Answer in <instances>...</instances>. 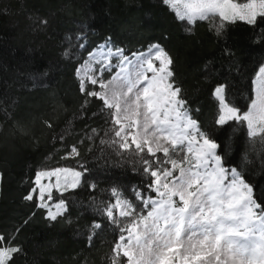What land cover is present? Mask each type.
I'll return each instance as SVG.
<instances>
[{
  "label": "trees",
  "instance_id": "obj_1",
  "mask_svg": "<svg viewBox=\"0 0 264 264\" xmlns=\"http://www.w3.org/2000/svg\"><path fill=\"white\" fill-rule=\"evenodd\" d=\"M218 23V17L197 21L187 32L185 22L161 0H0V233L15 234L13 243L22 249L11 264H111L118 236L113 226L105 224L88 243L93 219L106 221L96 205L111 202L113 187L131 198L133 188L147 186L150 177L139 170L131 151L119 156L99 143L109 127L99 102L81 107L76 70L109 39L127 55L154 43L169 53L192 118L217 142L231 146L225 164L240 165L264 200V139L250 137L246 122L216 125L213 95L215 86L225 84L226 101L247 110L252 81L264 64V22L226 23L217 35ZM92 128L100 137L80 144ZM61 134L63 143L53 139ZM72 144L80 156L61 159ZM78 162L89 171L78 188L64 192L68 209L56 221L47 219V210L36 207L35 200L24 199L36 171L76 168Z\"/></svg>",
  "mask_w": 264,
  "mask_h": 264
},
{
  "label": "snow or ice",
  "instance_id": "obj_2",
  "mask_svg": "<svg viewBox=\"0 0 264 264\" xmlns=\"http://www.w3.org/2000/svg\"><path fill=\"white\" fill-rule=\"evenodd\" d=\"M161 2L185 22L187 32L197 21L217 17V35L226 23L264 22V0ZM77 46L85 47L84 43ZM172 64V57L158 43L127 55L113 48L109 39L89 52L76 70L84 97L82 109L94 99L109 125L102 137L96 128L85 131L79 143L100 137L99 143L119 156L131 151L139 170L150 177L146 188L131 190V198L113 187L111 202L97 203L96 210L106 221L93 219L88 243L91 246L97 230L107 224L118 233L111 264H121V256L126 264H264V200L245 179L240 165L225 164L231 146L217 142L192 118L175 83ZM252 84L253 97L244 112L226 101L225 84L214 87L215 124L246 122L250 137L259 134L264 139V64ZM64 138V134L53 137L61 143ZM79 156L78 145L72 144L61 159ZM88 171L80 162L76 168L38 170L24 199L35 200L36 207L47 210L46 218L56 221L68 209L64 192L78 188ZM54 190L59 197L53 203ZM89 190L94 191L95 184ZM14 239L15 234L0 233V264H11L22 251Z\"/></svg>",
  "mask_w": 264,
  "mask_h": 264
},
{
  "label": "rangeland",
  "instance_id": "obj_3",
  "mask_svg": "<svg viewBox=\"0 0 264 264\" xmlns=\"http://www.w3.org/2000/svg\"><path fill=\"white\" fill-rule=\"evenodd\" d=\"M97 48H98V47H97ZM97 48H95L94 50H97ZM137 53H138V52H137ZM87 57H88V56H87ZM80 66H81V64H80ZM80 66H79V67H80ZM108 75H109V74H105V78H108ZM246 125H247V124H246ZM45 183H47V181H45ZM56 194H57V192L54 190V191H53V203H54L55 200L57 199V198H56ZM150 195H152V193H150ZM53 210H54V209H53ZM121 260L123 261V264H126V258H124V257L121 256Z\"/></svg>",
  "mask_w": 264,
  "mask_h": 264
}]
</instances>
